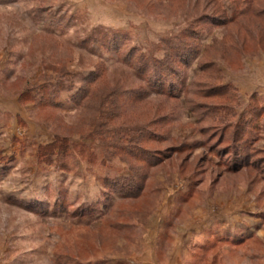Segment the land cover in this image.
I'll return each mask as SVG.
<instances>
[{
  "label": "rangeland",
  "instance_id": "374dc122",
  "mask_svg": "<svg viewBox=\"0 0 264 264\" xmlns=\"http://www.w3.org/2000/svg\"><path fill=\"white\" fill-rule=\"evenodd\" d=\"M0 264H264L254 0H0Z\"/></svg>",
  "mask_w": 264,
  "mask_h": 264
},
{
  "label": "trees",
  "instance_id": "16d2710c",
  "mask_svg": "<svg viewBox=\"0 0 264 264\" xmlns=\"http://www.w3.org/2000/svg\"><path fill=\"white\" fill-rule=\"evenodd\" d=\"M255 5L257 6V2H256V0H254V13L257 15V16H263L264 15V10H255ZM258 7V6H257ZM251 10L252 9V7H251V5L250 4H245V8H243V10L241 9L240 11V16H241V14L244 12V10ZM101 78V77H100ZM100 78H97L96 79V81H98V79H99V82H98V84H97V82L96 81H92V82H88V85H87V99H86V101L87 102H85V104H84V106L83 105H81V108H89L91 105H92V103L93 102H95V100L96 99H94V101L92 100V98H93V94L95 93V88L99 85V83L101 82V80H100ZM102 79V78H101ZM103 80V79H102ZM97 97V95H94V97ZM95 97V98H96ZM90 105V106H89ZM92 107V106H91ZM90 107V108H91ZM117 108V107H116ZM130 131V130H129ZM128 131V129H120V127H117V128H114L112 131H111V133L114 135V138L118 141V142H121L122 140H123V136H126L127 134V132H129ZM121 135H122V139H119L120 137H121ZM130 135V134H129ZM127 136V138L129 139V137L130 136ZM126 138V137H125ZM133 140V139H132ZM128 142V141H127ZM133 143V142H132Z\"/></svg>",
  "mask_w": 264,
  "mask_h": 264
}]
</instances>
